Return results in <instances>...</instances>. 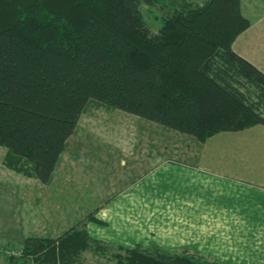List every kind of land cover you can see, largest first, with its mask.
Here are the masks:
<instances>
[{
  "label": "trees",
  "instance_id": "1",
  "mask_svg": "<svg viewBox=\"0 0 264 264\" xmlns=\"http://www.w3.org/2000/svg\"><path fill=\"white\" fill-rule=\"evenodd\" d=\"M142 6L159 8L156 33ZM250 26L240 0H0V147L8 165L46 184L90 102L200 144L264 126V72L232 48ZM85 222L55 239H25L9 262L84 264V253L115 251L91 238ZM115 248V264H209Z\"/></svg>",
  "mask_w": 264,
  "mask_h": 264
},
{
  "label": "crops",
  "instance_id": "2",
  "mask_svg": "<svg viewBox=\"0 0 264 264\" xmlns=\"http://www.w3.org/2000/svg\"><path fill=\"white\" fill-rule=\"evenodd\" d=\"M250 29L232 48L264 72V56L237 47ZM129 118L125 129L136 122L159 132V125ZM163 130L140 148L131 141L120 147L125 152L114 149L92 164L80 161L72 147L83 144L71 137L46 184L21 165L9 166L8 150L0 149V245L20 250L27 238L55 239L86 221L91 238L113 247L158 249L209 264H264V126L218 133L203 144L169 131L175 138L166 140ZM87 188L108 196L91 203Z\"/></svg>",
  "mask_w": 264,
  "mask_h": 264
},
{
  "label": "rangeland",
  "instance_id": "3",
  "mask_svg": "<svg viewBox=\"0 0 264 264\" xmlns=\"http://www.w3.org/2000/svg\"><path fill=\"white\" fill-rule=\"evenodd\" d=\"M205 1L206 0H195V2L199 5L203 4ZM240 2L242 13L250 21L251 29L237 40V47L239 48L240 52L244 54L246 52V56H248L247 54H250L252 58L259 59V56H264V3L262 2V0H240ZM141 12L146 24L149 26L151 31L156 33L161 26L160 20L158 19V17L160 16L159 8H149L147 6H142ZM254 47H259V50L254 49ZM257 62L259 64L262 63L259 61ZM131 116L132 115L120 110L104 107L101 104H97L95 102H90L83 116L81 117L78 125V130L76 129L77 131H75V135L73 134L71 136L73 139L78 140L83 144V146H78L77 143L74 147H72V149L75 151L80 150V161L83 163L89 162L91 164L93 162L99 163V160H102L103 158L112 154L114 149L122 150L120 147L127 148L128 146H131V141H134L132 145L136 144L137 147L140 148L141 142L146 141L147 136L151 137L153 134L159 133L160 129H165L163 131H165L164 137L166 138V140L175 138L168 134L167 131L177 135H184L173 130L163 128L160 125V128H158L159 132H154L149 128L142 129L139 128L141 126H139V124H136V122L134 123L135 126H133L134 124H132V126L125 129L126 126H123V124L133 121L132 118L128 119V117ZM138 119L144 121L145 124L152 125V128L154 125H156V127H159L155 123L146 121L141 118ZM157 138L158 137L156 136L155 139ZM190 138L194 139L193 137ZM166 144H168V147H166L165 145V149L171 148V141L166 142ZM0 149L6 150V148L4 147H0ZM167 151L168 150H166V152ZM1 169L2 168L0 165V173L3 172ZM94 189L95 188H87L85 194V196H88L91 203L97 201L93 200L92 197L102 198L108 196L103 188H101V190L97 193L96 191H94ZM5 200H9L7 194L5 196ZM111 249H115V251L117 250V248L115 247H112ZM19 251L20 250L17 248V246L12 244L6 243L3 246L0 245V264H11L8 260V256L11 254L14 256V258H17L20 255ZM115 251H107L108 256H106V258H96L90 256V254H86L85 257L84 255H82L81 259L83 260L84 264H115V260L111 259V256L115 254ZM16 264H19V262H17Z\"/></svg>",
  "mask_w": 264,
  "mask_h": 264
}]
</instances>
